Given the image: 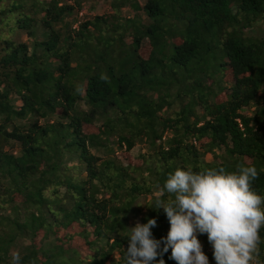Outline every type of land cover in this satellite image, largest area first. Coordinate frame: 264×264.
Wrapping results in <instances>:
<instances>
[{"label":"trees","instance_id":"trees-1","mask_svg":"<svg viewBox=\"0 0 264 264\" xmlns=\"http://www.w3.org/2000/svg\"><path fill=\"white\" fill-rule=\"evenodd\" d=\"M109 1L112 13L73 29L67 17L74 7L51 0L44 15H25L14 28L25 31L31 47L5 41L0 264H10L23 240L30 243L18 251L20 264H125L133 219L155 218L153 238L168 235L166 213L151 207L177 168L254 165L259 177L252 187L264 196V30L257 28L264 0ZM23 6L14 3L15 11ZM125 8L134 16L124 18ZM144 40L153 48L148 59L139 53ZM85 126L99 131L87 134ZM138 144L148 147L149 158L127 170L115 157ZM208 154L215 161L206 162ZM146 177L154 190L144 186ZM150 195L145 212L137 204ZM16 196L23 202L16 204ZM90 226L96 229L85 243L93 253L88 262L79 250L50 242L59 230L73 241L89 239ZM43 232L46 242L37 247ZM197 236L206 255L207 234ZM260 236L264 264V228ZM170 256L171 249L154 264L160 258L176 264Z\"/></svg>","mask_w":264,"mask_h":264},{"label":"clouds","instance_id":"clouds-1","mask_svg":"<svg viewBox=\"0 0 264 264\" xmlns=\"http://www.w3.org/2000/svg\"><path fill=\"white\" fill-rule=\"evenodd\" d=\"M258 177L257 168L246 163L237 164L235 171L220 166L204 167L198 172L190 167L177 168L169 173L151 207L166 213L168 235L160 240L153 238L155 218L138 222L130 229L125 264H154L169 249L170 259L176 264H209L197 233L207 234L216 264H260L264 196L252 187ZM165 192L167 198H163ZM162 244V251H158ZM20 261L19 252L11 254L10 264ZM158 264H165V260L160 258Z\"/></svg>","mask_w":264,"mask_h":264},{"label":"rangeland","instance_id":"rangeland-1","mask_svg":"<svg viewBox=\"0 0 264 264\" xmlns=\"http://www.w3.org/2000/svg\"><path fill=\"white\" fill-rule=\"evenodd\" d=\"M20 3L22 0H1L0 3V59L1 57L6 53V51L4 50L5 48V41L6 40H13L16 43H26L27 45H29V47L32 46V40L28 38L27 34L25 33V31L23 30H16L14 29L16 26L18 27V22L21 18H23L25 15H28L30 17H34V16H38V18H40L39 16H42L45 14L46 9L48 7V4L50 3L51 0H23L24 1V6L21 9H18L15 11L14 8V3ZM141 4V6H144L148 0H138ZM60 2L62 4H68L70 6L74 7V11L72 12V14L70 16L67 17V21L68 23L73 26V29H77L79 27V25L81 23H84L88 20L93 19L95 16H102L105 14H109L112 13V9L110 7V1L109 0H60ZM11 8V10H13V12L8 13L3 15L2 11L3 9H9ZM122 16L125 17H133L134 13H132V11L129 8H125L122 10L121 12ZM142 14V13H141ZM143 18L145 19V16H143ZM146 20V19H145ZM258 27L262 30H264V22L259 21L257 22ZM39 32H41V30H39ZM250 34H256L257 31L255 29H251L249 31ZM131 35L128 34L125 37V41L126 42H131ZM175 42H177L179 44V39H174ZM140 55L142 58L144 59H148L151 54L153 53V48L148 44V42L146 40H144V44H143V48L140 49L139 51ZM17 98V97H15ZM15 103L21 105L20 102H18V100H15ZM81 109L86 110V106L84 104H81ZM253 111H255V107L250 109L249 113L252 114ZM177 113L178 110L175 111H170ZM248 113V114H249ZM98 126H85L84 127V132L87 134H95L98 133ZM171 134L168 133L166 137L170 136ZM207 141V140H206ZM11 150H13L15 153L17 152L18 149V144L13 143L12 146H10ZM102 157L104 152H94ZM149 150L148 147H146L143 144H138L130 153H126V152H119L116 155V160L118 162H120L122 164V166L124 168H126L127 170L129 168H133V167H139L141 165V163H143V156H146V158H149ZM219 154V153H218ZM216 157L213 154H208L204 157V160L208 163H211L213 161H215ZM79 166L77 165V163H73L71 164V166ZM78 169V168H77ZM131 171V170H129ZM84 176V173L83 175ZM153 180L146 177L145 178V184L144 186L148 188V186H152L150 188V190H154V186H153ZM151 195L146 199V197H142L138 202L140 205H145L147 202H150ZM15 203L18 204L20 202H23L22 198L20 196H16L13 198ZM141 208H143V210L146 212V210L144 209L143 206H139ZM141 218H137V219H133L131 221V223L133 224H137L138 222H140ZM88 228V232H86L89 235V239H87V237H83L84 239L81 240H71L73 239V235H71L70 233H68V231H57V233H55V235H53V237L50 239V242L54 239H57L59 241H61L64 245H66L69 248H75L77 250H79L81 252V257L80 259H86L87 262L90 259V256L93 255V253L90 252V248L89 246H85V243L87 242H91L95 239L94 236V230L96 229V227L94 226H90L87 227ZM84 229V227H83ZM82 232V231H81ZM57 234V235H56ZM200 233H197V235ZM46 235L43 233H40L39 236L37 237L36 241L33 243L35 244L37 247H41V245L45 244L46 242ZM30 242L28 240H23V241H19L18 242V246L17 248H15L12 253L14 252H18L19 250H21V247H24L25 244H29ZM202 248H204V246H202ZM208 249H206V255L209 258V264L213 261H215V259L211 256V253L214 252V249L212 247V245H210L209 247H207ZM212 261V262H211ZM214 263V262H213ZM215 264V263H214Z\"/></svg>","mask_w":264,"mask_h":264}]
</instances>
